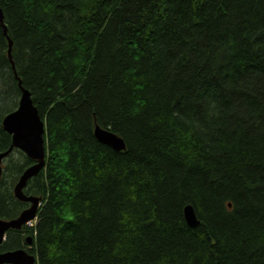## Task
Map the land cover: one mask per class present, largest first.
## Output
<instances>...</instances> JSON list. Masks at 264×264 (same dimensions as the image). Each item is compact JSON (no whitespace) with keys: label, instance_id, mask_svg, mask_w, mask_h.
I'll return each instance as SVG.
<instances>
[{"label":"trees","instance_id":"obj_1","mask_svg":"<svg viewBox=\"0 0 264 264\" xmlns=\"http://www.w3.org/2000/svg\"><path fill=\"white\" fill-rule=\"evenodd\" d=\"M0 9V153L20 88L45 140L23 189L40 198L35 221L7 237L29 235L35 264H264V0ZM96 125L125 149L99 143ZM33 164L16 149L2 160L0 219L29 206L13 187Z\"/></svg>","mask_w":264,"mask_h":264},{"label":"water","instance_id":"obj_2","mask_svg":"<svg viewBox=\"0 0 264 264\" xmlns=\"http://www.w3.org/2000/svg\"><path fill=\"white\" fill-rule=\"evenodd\" d=\"M0 26L5 33L6 29L3 24L1 9ZM11 44V41L8 40L7 54L9 58ZM20 93L17 109L7 114L1 122L3 131L11 137V145L7 151L0 153V173L2 160L13 149L22 152L27 158L34 161L32 166L23 171L13 187L15 199L29 204V206L14 219H0V245L9 230H20L28 222L35 220L40 206V198L26 196L23 193V189L27 182L40 172L45 163L44 122L41 120L33 104L30 92L24 88H20ZM93 136L99 143L109 147L113 151L119 152L125 149L123 139L108 128L94 126ZM183 217L189 227L195 228L199 225V220L192 206L187 205L183 208ZM0 264H35V258L23 250L8 251L0 253Z\"/></svg>","mask_w":264,"mask_h":264},{"label":"flooded vegetation","instance_id":"obj_3","mask_svg":"<svg viewBox=\"0 0 264 264\" xmlns=\"http://www.w3.org/2000/svg\"><path fill=\"white\" fill-rule=\"evenodd\" d=\"M10 245L13 247L11 248ZM32 245L33 241L29 235L20 233H10V237H7V235H5V238L2 241L0 245V249L2 247V250H0V253L15 250H23L27 254H30Z\"/></svg>","mask_w":264,"mask_h":264},{"label":"bare ground","instance_id":"obj_4","mask_svg":"<svg viewBox=\"0 0 264 264\" xmlns=\"http://www.w3.org/2000/svg\"><path fill=\"white\" fill-rule=\"evenodd\" d=\"M20 94H21V93H20ZM31 99H32V98H31ZM17 107H18V106H17ZM16 109H17V108H16ZM16 109H15V110H16ZM15 110H14V111H15ZM12 112H13V111H12ZM44 147H45V140H44ZM2 153H3V152H2ZM8 155H9V154H8ZM8 155H7V156H8ZM7 156H6V157H7ZM6 157H5V158H6Z\"/></svg>","mask_w":264,"mask_h":264},{"label":"rangeland","instance_id":"obj_5","mask_svg":"<svg viewBox=\"0 0 264 264\" xmlns=\"http://www.w3.org/2000/svg\"><path fill=\"white\" fill-rule=\"evenodd\" d=\"M34 221H35V220H33V221L31 222V225L34 223ZM31 225H29V226H31Z\"/></svg>","mask_w":264,"mask_h":264}]
</instances>
